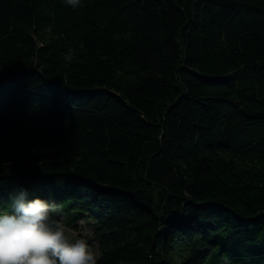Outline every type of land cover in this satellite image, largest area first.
<instances>
[{"label": "trees", "instance_id": "trees-1", "mask_svg": "<svg viewBox=\"0 0 264 264\" xmlns=\"http://www.w3.org/2000/svg\"><path fill=\"white\" fill-rule=\"evenodd\" d=\"M21 191L97 264H264V0H0V214Z\"/></svg>", "mask_w": 264, "mask_h": 264}, {"label": "clouds", "instance_id": "clouds-1", "mask_svg": "<svg viewBox=\"0 0 264 264\" xmlns=\"http://www.w3.org/2000/svg\"><path fill=\"white\" fill-rule=\"evenodd\" d=\"M73 9L82 0H64ZM74 58L72 50L64 55ZM21 191L13 198L12 211L0 214V264H97L96 252L87 239L70 235L61 220V209L40 198L28 200Z\"/></svg>", "mask_w": 264, "mask_h": 264}, {"label": "rangeland", "instance_id": "rangeland-1", "mask_svg": "<svg viewBox=\"0 0 264 264\" xmlns=\"http://www.w3.org/2000/svg\"><path fill=\"white\" fill-rule=\"evenodd\" d=\"M94 221L90 218H84L78 221L77 227H67L70 230V235L74 234V237L87 239L90 247L96 252L97 257L100 255V250L97 240L94 239Z\"/></svg>", "mask_w": 264, "mask_h": 264}]
</instances>
